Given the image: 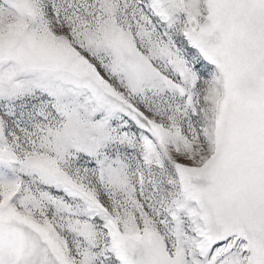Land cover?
<instances>
[{"label": "snow or ice", "instance_id": "6c2138e0", "mask_svg": "<svg viewBox=\"0 0 264 264\" xmlns=\"http://www.w3.org/2000/svg\"><path fill=\"white\" fill-rule=\"evenodd\" d=\"M0 264H264V0H0Z\"/></svg>", "mask_w": 264, "mask_h": 264}]
</instances>
